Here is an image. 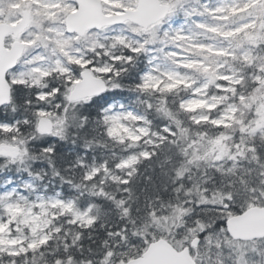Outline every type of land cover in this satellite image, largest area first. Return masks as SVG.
<instances>
[{
  "label": "snow or ice",
  "instance_id": "1",
  "mask_svg": "<svg viewBox=\"0 0 264 264\" xmlns=\"http://www.w3.org/2000/svg\"><path fill=\"white\" fill-rule=\"evenodd\" d=\"M0 264H264V0H0Z\"/></svg>",
  "mask_w": 264,
  "mask_h": 264
}]
</instances>
